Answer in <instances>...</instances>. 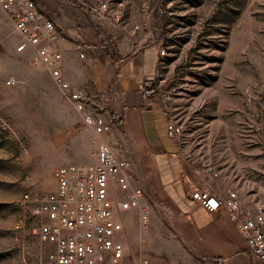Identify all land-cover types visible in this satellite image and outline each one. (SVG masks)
<instances>
[{
    "label": "rangeland",
    "instance_id": "374dc122",
    "mask_svg": "<svg viewBox=\"0 0 264 264\" xmlns=\"http://www.w3.org/2000/svg\"><path fill=\"white\" fill-rule=\"evenodd\" d=\"M103 1L166 49L152 85L183 128L195 177L223 198L235 191L242 205L264 208V0ZM7 18L0 10V264H44L35 201L55 189L56 167L85 162L96 142L50 75L15 53L21 37ZM210 165L219 177H209ZM142 201L147 225L138 209L118 215L126 264H200L177 246L149 195Z\"/></svg>",
    "mask_w": 264,
    "mask_h": 264
},
{
    "label": "crops",
    "instance_id": "0c3cea01",
    "mask_svg": "<svg viewBox=\"0 0 264 264\" xmlns=\"http://www.w3.org/2000/svg\"><path fill=\"white\" fill-rule=\"evenodd\" d=\"M36 1L60 30L56 45L63 51V73L71 83L94 94L107 92L119 79L124 93L121 118L104 140L120 158L132 161L146 196L167 209V227L177 246L193 256L187 257L189 261L257 264L225 209L210 212L192 199L196 190H215L195 177L183 146L169 137L173 118L163 101L143 93L158 73L160 46L153 37L138 24L111 17L90 0H55L52 5ZM16 46L15 53L32 65L35 49L17 52ZM83 51L85 58L80 57Z\"/></svg>",
    "mask_w": 264,
    "mask_h": 264
},
{
    "label": "built area",
    "instance_id": "2783aa9c",
    "mask_svg": "<svg viewBox=\"0 0 264 264\" xmlns=\"http://www.w3.org/2000/svg\"><path fill=\"white\" fill-rule=\"evenodd\" d=\"M100 1V9L109 12L107 3ZM21 41L17 52L35 49L32 65L49 72L62 95L79 112L81 123L93 131L96 147L83 163L58 166L53 171L55 189L36 199L34 214L39 219L38 235L45 245L44 264H126L125 224L118 218L121 212L138 209L140 222H150V207L142 199L145 186L140 182L132 161L120 158L106 143L104 136L111 132L120 117L123 90L116 79L107 92L91 94L84 87L71 83L63 73L64 54L56 45L60 30L48 18L36 0H0ZM84 50L89 46H84ZM159 57L167 54L158 49ZM85 58V52L80 53ZM14 82L10 80L9 83ZM156 87L144 88L151 97ZM168 135L178 145L183 142V128L174 120L168 124ZM217 178L220 172L208 167ZM118 191L128 192L119 198ZM29 201L30 197L27 195ZM192 199L210 212L225 209L247 242V250L257 264H264V208L251 210L242 205L237 192L230 191L226 198L211 189L196 190ZM164 216L169 215L161 205H154ZM138 264H153L141 258Z\"/></svg>",
    "mask_w": 264,
    "mask_h": 264
}]
</instances>
